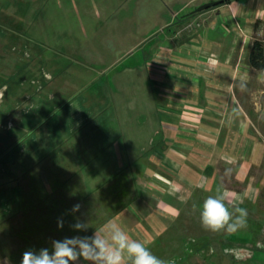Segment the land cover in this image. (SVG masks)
I'll return each mask as SVG.
<instances>
[{"label":"rangeland","instance_id":"obj_1","mask_svg":"<svg viewBox=\"0 0 264 264\" xmlns=\"http://www.w3.org/2000/svg\"><path fill=\"white\" fill-rule=\"evenodd\" d=\"M183 2L0 0V91L2 94L3 90L6 91L7 99H0V129H3L0 134V264H21L24 237L39 239L40 243L34 244L36 251L51 248L52 240L63 239V236L55 235L57 232H51L47 224L44 232L40 233V239L35 231L37 229L31 224L34 212L29 208L10 214L12 208V211L14 207L19 209L17 186L21 181L27 196L29 194L35 199L38 195L36 203L41 199L40 189L48 190L51 195V184L57 183L60 187L73 188L72 193L77 195V198H68L67 201H83L87 203L85 206L91 205L88 215H66L72 219L78 217L89 224L87 231H75L72 236H90L107 222H115L133 239L145 242L155 255L171 260L173 264H192L191 261L219 264L217 260L224 255L220 249L233 247L232 239L247 241L255 246L258 240L260 244L264 241V198L260 200L257 212H248V215H259V218L248 221L246 229L235 233H208L200 223L198 208L194 209L189 201L178 205V217L164 215L166 205L162 204V208L157 206L158 215H151L150 221L147 214L152 213L154 204H148V207L142 203L145 213L139 212L137 204L126 207V187L114 188L113 184L120 180L123 172L101 171L91 165V157L95 158L96 151L103 147L107 150L109 143L116 147L114 142L120 144L121 140L117 136L101 137L94 132L100 138L90 137L99 143L93 146L91 140L82 138L90 124L86 123L81 129L73 124L70 117V105L71 110L74 108L70 104L71 97L78 96L80 101L84 96L94 94L97 85H111L116 73L141 56L143 44L137 42L145 32L158 28V24L169 18ZM190 10L187 8L177 18ZM158 34L159 31L155 35ZM128 44L133 46L129 50L134 52L131 57L126 53ZM43 71L50 75L49 80L42 81ZM18 77L20 85L17 94L21 95L12 104L11 89ZM121 77L126 78V75ZM47 93H57L60 97L50 100ZM85 106L90 119L112 112L110 106L107 109L101 107L98 108L101 111L98 115L101 116H97L94 102L90 101ZM7 111L10 123L3 127V115ZM49 129L51 134L48 135L46 130ZM65 149L73 152L74 163H70L71 156H66ZM127 174L126 184H129ZM218 176L227 184L234 178V173L220 169ZM132 181L135 185L137 180L134 177ZM130 189L137 193L141 190L138 186ZM67 195L65 191V197ZM178 197L185 199L181 194ZM20 198L25 200L26 196ZM200 204L202 202L196 205ZM126 208L129 215L117 217V213ZM158 210H162L159 211L162 215ZM40 219L46 222L45 216ZM75 219L68 221L75 222ZM158 230H161L160 234H157ZM259 246H264V243ZM210 247H214L215 251H210ZM255 250L254 257L242 264H264V251ZM80 264L87 262L81 261Z\"/></svg>","mask_w":264,"mask_h":264},{"label":"crops","instance_id":"obj_2","mask_svg":"<svg viewBox=\"0 0 264 264\" xmlns=\"http://www.w3.org/2000/svg\"><path fill=\"white\" fill-rule=\"evenodd\" d=\"M203 3L184 0L158 28L145 32L137 42L143 44L141 56L116 73L111 85H97L94 94L80 101L78 96L70 99L73 124L81 129L90 124L82 138L93 146L99 144L90 139L98 137L94 132L121 140L114 142L116 147L109 143L107 150L96 151L95 158L90 156L91 165L123 172L113 182L114 188L126 187V207L137 204L140 213L146 212L142 203L154 204L147 214L149 221L151 215H158L157 206L166 205L164 215L178 217L179 204L203 202L218 188L236 193L234 203L248 212H257L264 198V66L257 69L250 62L254 42L264 54V0H227L194 12ZM187 8L191 10L185 14H193L177 18ZM132 48L127 45L129 57L134 54L129 52ZM41 79L49 80L50 75L43 71ZM19 85L18 77L11 89L12 104L21 95ZM5 93L0 91L1 100H7ZM47 96L50 100L60 97L57 93ZM90 101L97 109L110 106L112 112L90 119L85 111ZM99 109L97 116H101ZM3 117L5 127L10 123L8 111ZM65 151L74 163L73 152ZM220 169L233 172L234 178L224 184L219 180ZM135 186L139 193L131 191ZM180 194L185 199L180 200ZM124 214L129 215L127 208L117 217ZM258 218L248 215L247 222ZM232 242L235 245L229 248L236 251L226 255L222 247L219 264H242L254 257L255 249L264 251L259 240L257 246Z\"/></svg>","mask_w":264,"mask_h":264},{"label":"clouds","instance_id":"obj_3","mask_svg":"<svg viewBox=\"0 0 264 264\" xmlns=\"http://www.w3.org/2000/svg\"><path fill=\"white\" fill-rule=\"evenodd\" d=\"M238 196L234 192L218 188L216 194L207 196L202 204L193 205L199 210L202 227L213 233H235L248 227V210L234 203ZM81 205L75 204L71 213L79 212ZM58 228L64 221L58 219ZM70 227L77 232L87 231L89 224L78 217ZM214 252V247H210ZM224 253L233 254L236 250L225 248ZM173 264L155 255L145 242L133 239L115 222H107L90 236L65 237L51 241L49 248L39 251L26 250L22 254L21 264Z\"/></svg>","mask_w":264,"mask_h":264},{"label":"trees","instance_id":"obj_4","mask_svg":"<svg viewBox=\"0 0 264 264\" xmlns=\"http://www.w3.org/2000/svg\"><path fill=\"white\" fill-rule=\"evenodd\" d=\"M191 14L193 13H189V14H186V15H183L181 16L180 18H186L188 16H190ZM250 62L251 64L257 68V69H260L264 66V54H263V49L262 47L260 46L259 43L257 42H254L252 44V47H251V50H250ZM27 185H30L29 183ZM18 188V193L19 195L16 193V196L18 195L19 197V201L18 202V205H19V209L18 207H14V210L12 211L11 209V213L10 214H16V211L19 210L17 213L23 211V210H26L27 208H29V210H33L34 212V215H31L32 217V220L34 221V224H33V221L31 222V224L33 225V227H35L37 230L36 231V234H38L37 236L41 238V234L40 233H43V228L44 226L47 224L49 226V230L51 232H57L55 233L56 236H63L62 238H65L67 235L68 237H72V235H75L76 232L70 227L71 224H73L74 222V219L72 218H69L67 216H72V215H88L90 214V211H91V205L88 204V205H84V204H87L83 201H78L77 202H72V201H67L66 199L68 198H77V195L73 194L71 189L73 188H68V187H64L63 185L60 187L59 184L55 183L54 185L51 184V190L53 189V192H51L50 190V193L51 195L49 194V191L46 190V189H40L39 193L41 194V199L39 200V203H36L38 200V195L35 196V199H33V197H29V194L28 196L26 195V189H25V186L23 185L22 181L19 183V185L17 186ZM56 188H60V189H56ZM61 188H62V191H61ZM65 191L68 193V195L65 197ZM90 193V192H88ZM61 194L63 195L64 194V197L62 198L61 197ZM26 196L25 200L21 199L20 196ZM15 196V195H14ZM18 197H17V200H18ZM85 197V195H84ZM29 203V204H28ZM80 203H83V204H80ZM41 204V205H39ZM75 204H80L81 207H80V210L79 212H76V213H71V209L73 207V205ZM34 207V208H33ZM36 207V209H35ZM85 208V209H84ZM37 210V211H36ZM67 215V216H66ZM43 216H45V221L44 220L42 221L40 218H43ZM73 217V216H72ZM62 218L63 221H64V226L63 228H58L57 225H54L55 222H58V219ZM68 220H72V221H68ZM67 221H68V224H67ZM71 222V223H70ZM65 227V229H64ZM60 230V232H58ZM24 232V231H23ZM26 232V231H25ZM23 234V233H21ZM20 235V234H19ZM61 238V239H62ZM24 247L21 251H26V250H29V249H32V250H36V246H34V244L36 245L40 243L39 239L36 238L35 239V236H34V239H31L30 237H24ZM51 249V248H49ZM51 251V250H49Z\"/></svg>","mask_w":264,"mask_h":264},{"label":"water","instance_id":"obj_5","mask_svg":"<svg viewBox=\"0 0 264 264\" xmlns=\"http://www.w3.org/2000/svg\"><path fill=\"white\" fill-rule=\"evenodd\" d=\"M221 4V1L220 0H215V1H209V2H205L201 5H199L195 10L194 12H200V11H203V10H206V9H209V8H213L217 5Z\"/></svg>","mask_w":264,"mask_h":264},{"label":"built area","instance_id":"obj_6","mask_svg":"<svg viewBox=\"0 0 264 264\" xmlns=\"http://www.w3.org/2000/svg\"><path fill=\"white\" fill-rule=\"evenodd\" d=\"M209 1H215V0H205V2H209ZM221 1H227V0H221Z\"/></svg>","mask_w":264,"mask_h":264}]
</instances>
